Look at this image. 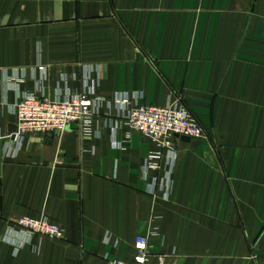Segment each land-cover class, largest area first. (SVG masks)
I'll list each match as a JSON object with an SVG mask.
<instances>
[{"label": "crops", "instance_id": "obj_1", "mask_svg": "<svg viewBox=\"0 0 264 264\" xmlns=\"http://www.w3.org/2000/svg\"><path fill=\"white\" fill-rule=\"evenodd\" d=\"M86 69L104 100L89 130L0 158V264L131 261L139 237L150 264H264V0H0V136L20 97L53 98L63 77L79 93ZM125 93L180 98L204 128L177 141L168 197L150 192L162 172L144 176L157 144L116 118ZM42 214L63 239L7 241Z\"/></svg>", "mask_w": 264, "mask_h": 264}, {"label": "built area", "instance_id": "obj_2", "mask_svg": "<svg viewBox=\"0 0 264 264\" xmlns=\"http://www.w3.org/2000/svg\"><path fill=\"white\" fill-rule=\"evenodd\" d=\"M92 70H85L83 75L84 87L79 93H74L63 77V86L53 97L37 93L24 94L14 106L10 114L17 119V132L0 136V158L2 155L16 156L23 149L26 139L35 135H63L73 127H83L86 131L94 118L101 115L104 100L95 97V85L91 84ZM16 75L5 74L7 82L19 85L27 77L26 72ZM78 75L72 77L73 81ZM139 94H119L113 103L118 110L117 119L124 122L131 130L143 134L154 141L158 149L150 154L144 164V176L147 179L151 171L162 172V177H156L151 184V194L165 191L166 197L172 188V175L176 166L178 152L176 135L196 140L206 136L199 120L191 113L180 98L166 105L141 103ZM116 145V143L114 144ZM7 241L19 249L35 236L60 240L64 238L62 226L51 220L45 214L39 217H25L15 223L14 229ZM149 242L145 237L137 238V255L131 261L113 259L109 264H150ZM159 256V264H163Z\"/></svg>", "mask_w": 264, "mask_h": 264}, {"label": "water", "instance_id": "obj_3", "mask_svg": "<svg viewBox=\"0 0 264 264\" xmlns=\"http://www.w3.org/2000/svg\"><path fill=\"white\" fill-rule=\"evenodd\" d=\"M14 132H17L16 126L14 127V129L11 130V132L9 134H12ZM176 138L181 140L182 142H187V143L191 142V139L189 137L176 135Z\"/></svg>", "mask_w": 264, "mask_h": 264}, {"label": "rangeland", "instance_id": "obj_4", "mask_svg": "<svg viewBox=\"0 0 264 264\" xmlns=\"http://www.w3.org/2000/svg\"><path fill=\"white\" fill-rule=\"evenodd\" d=\"M204 137H205V136H204ZM204 137H203V138H204Z\"/></svg>", "mask_w": 264, "mask_h": 264}]
</instances>
